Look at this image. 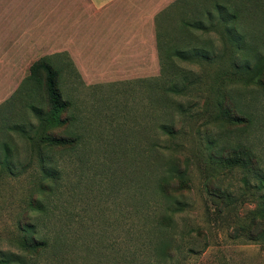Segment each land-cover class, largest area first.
Instances as JSON below:
<instances>
[{"label": "rangeland", "instance_id": "374dc122", "mask_svg": "<svg viewBox=\"0 0 264 264\" xmlns=\"http://www.w3.org/2000/svg\"><path fill=\"white\" fill-rule=\"evenodd\" d=\"M64 5L0 0V145L10 152L6 166L0 148V259L264 264L257 236L264 227V0H174L149 29L140 28L134 50L96 43L80 28L66 33L65 17H57ZM169 49L190 59L173 58ZM40 58L61 71L71 102L69 131L78 139L70 151L40 140V99L27 82ZM162 84L167 116L177 123L175 140L165 145L174 150L165 152L154 127L163 117ZM223 96L247 119L234 112L224 128L210 125ZM240 146L256 156L248 170L208 161L210 149ZM174 154L187 186L168 199L153 188L169 175ZM33 199L45 203V214L29 210ZM24 218L47 243L37 256L19 249Z\"/></svg>", "mask_w": 264, "mask_h": 264}, {"label": "trees", "instance_id": "16d2710c", "mask_svg": "<svg viewBox=\"0 0 264 264\" xmlns=\"http://www.w3.org/2000/svg\"><path fill=\"white\" fill-rule=\"evenodd\" d=\"M237 7V6H235ZM221 6H216L218 14L222 17ZM220 10V11H219ZM227 18H231L230 14ZM191 23V22H189ZM187 22H182L183 25L189 24ZM196 25H199L198 23ZM171 50L170 56L179 59H185V52L176 49ZM185 55V56H184ZM203 56V54H202ZM204 57V56H203ZM186 59H190L186 57ZM185 59V60H186ZM163 78L165 75L164 69L161 67L160 74ZM174 77V76H173ZM177 74L175 78H178ZM178 79H175L172 89ZM27 82L30 83L37 91L40 99V109L38 114V123L42 126V133L40 136L41 143L49 150L56 152L70 151L74 149L77 143V137L75 134L70 133L69 128L73 120L72 106L69 99L64 98L61 90V71L54 67L48 58H40L33 62L29 67V75L27 77ZM166 91V90H165ZM164 84H162L161 92L159 94L160 106L159 113L163 112L162 118L155 121L156 137L160 141L159 148L161 152L171 151L170 147L165 146L167 141H174L177 135L173 117L166 112V106L164 104ZM172 92L177 93V91L172 90ZM179 94H176L177 96ZM158 98V97H157ZM175 105L178 106L175 102ZM164 110V111H162ZM233 111V113H231ZM240 116L241 119H247L241 114H237L234 109L232 102L223 96L221 101L217 102V112L211 118L210 125L222 126L231 123L235 119H232V115ZM224 128V127H223ZM16 129L17 128H13ZM29 141V138H26ZM176 147V146H174ZM2 148L3 163L7 166L8 159L10 157V152L6 144L0 145ZM174 150V149H172ZM170 155V154H169ZM169 156L167 160L168 163V173L169 175L161 177L155 184L154 192L161 195L164 198L172 199L175 195H179L182 189L187 186V179L185 177V170L181 168L178 163L177 158ZM208 161L214 163L221 169H227V171H233L236 168L248 170L250 166H253L256 162V156L246 147H237L227 149L226 147H221L218 151H212L208 154ZM44 170V169H43ZM48 173V172H46ZM51 174V173H49ZM44 180L51 179V175H45ZM56 180V178H52ZM174 179V180H173ZM41 190L43 193L48 191L47 185L41 184ZM218 195L221 200L229 199L228 194H224L218 190ZM32 199V198H31ZM175 199V198H174ZM29 210L45 214L46 206L45 203L39 200H31L29 204ZM262 219H264V209L261 214ZM165 219V218H164ZM168 221V218H166ZM17 228L21 232V239L19 242L20 251L30 254L32 256H37L41 252L45 251L47 248V243L44 239L38 236L35 224L27 222L26 218L22 222L17 223ZM264 227L259 229L257 232L258 237L264 238ZM164 250L161 252V257H164ZM160 256V255H159ZM10 257V256H9ZM20 263L17 262L16 258H2L0 259V264H12Z\"/></svg>", "mask_w": 264, "mask_h": 264}, {"label": "crops", "instance_id": "0c3cea01", "mask_svg": "<svg viewBox=\"0 0 264 264\" xmlns=\"http://www.w3.org/2000/svg\"><path fill=\"white\" fill-rule=\"evenodd\" d=\"M173 1L52 0V3H66L57 15L60 20L65 17L66 33L80 28L96 43L123 45L114 49L134 50L136 47L132 45L138 43L144 33L140 28L149 29L154 18Z\"/></svg>", "mask_w": 264, "mask_h": 264}]
</instances>
